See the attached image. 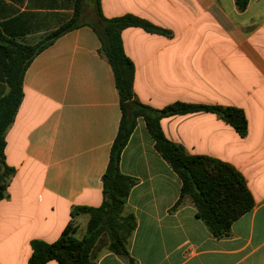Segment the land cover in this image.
Listing matches in <instances>:
<instances>
[{
    "label": "crops",
    "instance_id": "obj_1",
    "mask_svg": "<svg viewBox=\"0 0 264 264\" xmlns=\"http://www.w3.org/2000/svg\"><path fill=\"white\" fill-rule=\"evenodd\" d=\"M76 3L0 0V98L9 91L8 40L39 43L73 17ZM100 8L106 18L134 14L168 31L122 32L140 101L158 109L182 101L245 111V137L209 111L165 116L161 125L188 153L239 170L255 204L229 236H214L192 201L177 205L181 179L141 117L121 159V171L137 180L125 208L137 219L128 242L134 260L101 248L96 264H264V0H250L244 10L236 0H100ZM78 23L39 52L23 77V99L6 134V162L15 173L0 201V264H28L33 240L54 242L71 222L83 238L90 215L73 210L104 200L120 97L95 30L97 0H83Z\"/></svg>",
    "mask_w": 264,
    "mask_h": 264
},
{
    "label": "trees",
    "instance_id": "obj_2",
    "mask_svg": "<svg viewBox=\"0 0 264 264\" xmlns=\"http://www.w3.org/2000/svg\"><path fill=\"white\" fill-rule=\"evenodd\" d=\"M249 1L236 0L239 10L246 9ZM97 4L100 23L95 26V30L101 40V52L113 69L122 111L120 129L102 177L104 200L98 207L81 206L73 210L75 214L90 215L83 238L75 236L77 226L71 222L54 242L35 239L32 241L33 252L28 264H45L50 260H57L59 264H96L97 253L102 245L133 262L128 242L137 227V219L134 214H125V208L137 180L121 171V159L141 117L146 121L156 150L181 179V194L177 205L186 199L192 201L197 209V217L214 236H229L233 223L255 204L247 181L239 170L220 159L188 153L181 144L167 138L161 125V119L165 116L209 111L217 114L233 126L240 136L245 137L248 133L245 111L236 106L182 101L158 109L140 101L134 90L135 65L125 52L122 32L128 27H142L153 33L168 31L134 14L106 18L101 13L100 0H97ZM82 7L83 0H77L73 17L37 44L27 45L8 40L11 45L7 48L10 61L6 69L9 91L0 98V201L5 197L9 181L15 173V168L6 162V134L23 99L25 71L39 52L57 37L79 25L78 16Z\"/></svg>",
    "mask_w": 264,
    "mask_h": 264
},
{
    "label": "rangeland",
    "instance_id": "obj_3",
    "mask_svg": "<svg viewBox=\"0 0 264 264\" xmlns=\"http://www.w3.org/2000/svg\"><path fill=\"white\" fill-rule=\"evenodd\" d=\"M102 239H103V238H102ZM103 240H104V239H103ZM104 241H105V240H104ZM101 244H102V242H101ZM100 248L103 249V248H106V246L102 245Z\"/></svg>",
    "mask_w": 264,
    "mask_h": 264
}]
</instances>
